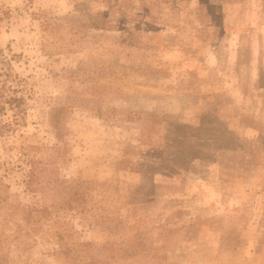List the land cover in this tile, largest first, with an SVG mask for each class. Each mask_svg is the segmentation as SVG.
<instances>
[{
  "label": "rangeland",
  "instance_id": "rangeland-1",
  "mask_svg": "<svg viewBox=\"0 0 264 264\" xmlns=\"http://www.w3.org/2000/svg\"><path fill=\"white\" fill-rule=\"evenodd\" d=\"M0 48V264H264V0H0Z\"/></svg>",
  "mask_w": 264,
  "mask_h": 264
},
{
  "label": "trees",
  "instance_id": "trees-1",
  "mask_svg": "<svg viewBox=\"0 0 264 264\" xmlns=\"http://www.w3.org/2000/svg\"><path fill=\"white\" fill-rule=\"evenodd\" d=\"M2 49L0 48V114L4 113L6 110L7 104L11 107L16 109L18 112L25 110V103L26 98L22 94H17V89L10 86L11 84L7 83V79L12 78V68H11V62L10 58L4 56V53H2ZM4 77V78H3ZM33 171L29 174V178L26 180V189L29 191H38L40 186L37 178L35 177ZM38 186V187H37ZM63 199L60 201H57L54 199L51 203H37V204H16L12 207L16 208V210L20 211L23 219L26 220V222H32L37 216H45L50 218H55V223L61 222L62 224L66 223L64 221V217L62 216L61 211H64L65 207H71L73 200H76V197L70 196V193L66 194ZM3 201L8 200L7 197L2 198ZM46 213V214H45ZM65 234L61 231L57 232V236L59 237V249L56 250V253H62V254H69L70 250V244L68 241H65ZM65 239V240H64ZM76 264V263H72ZM86 264H95V261H91Z\"/></svg>",
  "mask_w": 264,
  "mask_h": 264
}]
</instances>
